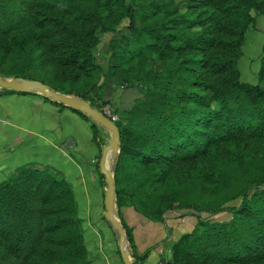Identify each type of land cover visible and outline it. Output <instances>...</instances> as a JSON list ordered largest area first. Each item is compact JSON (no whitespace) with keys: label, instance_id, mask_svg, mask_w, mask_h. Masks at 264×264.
<instances>
[{"label":"trees","instance_id":"obj_1","mask_svg":"<svg viewBox=\"0 0 264 264\" xmlns=\"http://www.w3.org/2000/svg\"><path fill=\"white\" fill-rule=\"evenodd\" d=\"M135 3L0 0V75L38 79L98 107L89 90L104 74L97 48L113 33L109 74L140 92L116 109L120 215L133 207L159 222L182 201L201 212L202 229L173 243L175 264H264V45L258 84L242 81L239 66L264 0H190L185 12L177 0ZM226 211L224 222L202 216ZM0 264H93L61 171L23 166L0 183Z\"/></svg>","mask_w":264,"mask_h":264},{"label":"crops","instance_id":"obj_2","mask_svg":"<svg viewBox=\"0 0 264 264\" xmlns=\"http://www.w3.org/2000/svg\"><path fill=\"white\" fill-rule=\"evenodd\" d=\"M259 31L263 34L264 27ZM113 92L115 95L125 90ZM93 125L100 141L108 139L102 145L94 140ZM110 142L108 130L68 106L40 93L7 92L0 88V183L23 166L63 171L76 194L93 264H125L118 231L105 218L107 184L101 171L96 172L100 170V153ZM120 212L122 223L132 230L131 259L146 256L143 261L138 260L139 264H157L169 258V240L190 232L186 227L192 224L191 220L156 222L133 207H124Z\"/></svg>","mask_w":264,"mask_h":264},{"label":"rangeland","instance_id":"obj_3","mask_svg":"<svg viewBox=\"0 0 264 264\" xmlns=\"http://www.w3.org/2000/svg\"><path fill=\"white\" fill-rule=\"evenodd\" d=\"M179 3L182 4V10L185 12L188 10L189 8V2L190 0H177ZM129 3L134 4L135 6H138L137 3H135V0H128ZM127 21H123L120 25L119 28L121 31H123V36H121V43L123 44V46H125V41H126V37L130 35L129 31H126L124 29V27L126 26ZM264 27V17H258V23L256 25V27H254L253 29H251L248 33V42L247 44L245 43V49L243 47L244 50V55L243 57L240 59L239 62V66L242 72V81L247 82V83H253V84H258L259 83V71H260V63H261V59L263 56V46L264 45V32L262 34L261 30ZM262 35V37H261ZM114 38V34L113 33H108L105 34L102 37V42L98 45L97 48V62L98 64H100V66L103 69V75L101 76V79L99 81V85L101 87H99L98 92L95 90L94 86H92L91 88H89L90 92L92 95H94V97H99L100 99L97 100V105L98 107H96L99 110H115L117 109V106L119 104V108H128L131 103L136 99V97H138L140 94L139 90L136 88H131V89H125L124 85H126V82H122L121 86L119 87L116 84V80L114 79V77L110 76L109 74V68L113 65V59H112V52H111V40ZM262 48V51H261ZM249 81V82H248ZM114 91L117 92V89L119 90H125V92L122 94L120 93H116L115 95ZM122 98V101H119ZM107 100H113V103H115L114 105H112V103H107ZM121 104H120V103ZM112 108V109H111ZM116 114H118L116 112ZM119 115V114H118ZM121 120V115H119V119L118 121ZM117 121V122H118ZM98 130L97 133H94V140H96V142H100L99 145H102L105 141H107L108 139L106 138V140L103 138L98 139ZM96 135V137H95ZM101 157V153L99 156V159ZM119 155L117 156V158L114 161V165H113V170L115 169V166L117 164ZM97 164V163H96ZM95 164V165H96ZM98 167V166H96ZM58 171V170H55ZM60 171V170H59ZM64 175L65 173L63 171H61ZM96 172H100L99 170H96ZM56 175H58L57 172H54ZM10 176V175H9ZM7 176L5 178V180L9 177ZM66 179L68 180L67 176L65 175ZM234 202H231L229 205H234ZM201 212H197L194 209H188V208H184L183 206V202L182 201H178L177 205H176V209L174 210H169L164 214L163 220L160 222H167L169 224H173L174 221H182V220H191L192 224L188 225V227H186V230H190V232H195L198 229H202L200 227V220H199V216H200ZM119 215V213H118ZM202 216H204V218H210V220H207V222H209V224L215 223V222H224L228 219H230L232 217V214L229 211L226 212H221L217 215H213V216H208V214H204L202 213ZM120 217V215H119ZM188 233L187 231H184L183 234ZM178 234V233H177ZM182 234V235H183ZM176 235V234H175ZM174 235V236H175ZM182 235L178 236V237H174L171 238V240H169L170 245L172 246L174 242L178 241ZM176 238H178L176 240ZM169 258H165L166 260H171L172 258V253L170 252V254L168 255ZM132 262L133 264H139V261L134 258L132 256Z\"/></svg>","mask_w":264,"mask_h":264},{"label":"water","instance_id":"obj_4","mask_svg":"<svg viewBox=\"0 0 264 264\" xmlns=\"http://www.w3.org/2000/svg\"><path fill=\"white\" fill-rule=\"evenodd\" d=\"M0 88L21 93H40L55 102L62 103L75 111L82 112L110 132L111 142L102 149L100 160V171L104 175L107 184V191L105 194V218L111 222L118 231L120 251L124 263L133 264L130 255L129 237L118 215L119 208L113 170L114 161L121 152V133L117 123L104 112L94 107L89 101L78 96L59 92L51 85L38 79L24 77L8 78L0 75ZM69 143H71V141L66 143V145Z\"/></svg>","mask_w":264,"mask_h":264},{"label":"built area","instance_id":"obj_5","mask_svg":"<svg viewBox=\"0 0 264 264\" xmlns=\"http://www.w3.org/2000/svg\"><path fill=\"white\" fill-rule=\"evenodd\" d=\"M102 112H104L108 117H110L115 122H117L119 119V115L116 114V112L113 109L110 111L102 110ZM157 264H175V263L173 261L164 259V260L159 261Z\"/></svg>","mask_w":264,"mask_h":264}]
</instances>
